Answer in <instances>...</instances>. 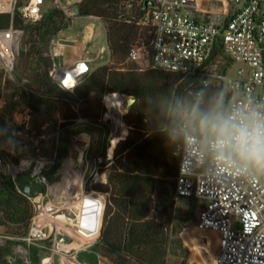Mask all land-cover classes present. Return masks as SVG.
<instances>
[{
    "label": "trees",
    "instance_id": "trees-1",
    "mask_svg": "<svg viewBox=\"0 0 264 264\" xmlns=\"http://www.w3.org/2000/svg\"><path fill=\"white\" fill-rule=\"evenodd\" d=\"M152 3L153 0L79 3V15L99 18L105 24L111 61L91 67L71 90L51 76L55 63L51 42L73 21L65 10L58 6L43 10V17L36 22L26 21L19 7L14 13L0 12V30L13 23L14 29L26 37L11 70L18 60V69L28 77L17 94L18 100L33 114L55 108L63 124L83 116L100 119L107 110L106 96L118 93L135 98L125 116L129 132L117 146V161L108 182L90 180L85 190L86 195L107 194L95 246L111 264H167L169 244L179 226L178 198H182L176 194L180 160L175 149L185 133L178 117L197 105L202 110L211 105L209 96L194 94L196 78L151 67L141 69L129 60L136 42L152 40L153 27L140 23ZM214 56H224L222 44L215 47ZM197 134L206 138L199 131ZM8 149L10 145L4 144L2 151L7 154ZM8 158L18 162L10 154ZM20 177L14 179L0 172V226L5 235L16 238L8 243L21 242L17 238L28 234L35 213L29 196L18 189L19 185H29Z\"/></svg>",
    "mask_w": 264,
    "mask_h": 264
},
{
    "label": "built area",
    "instance_id": "built-area-1",
    "mask_svg": "<svg viewBox=\"0 0 264 264\" xmlns=\"http://www.w3.org/2000/svg\"><path fill=\"white\" fill-rule=\"evenodd\" d=\"M17 1L0 0V12L14 13ZM225 1L227 7L223 12L200 16L185 10L192 6V0H153L140 19L142 25L153 27L152 40L135 43L129 60L141 69L151 67L196 78L198 83L193 92L197 96L227 84L233 93L229 97L228 113L254 110L264 114V0ZM44 3L45 0H29L20 7L23 18L28 22L40 20ZM55 3L68 16L76 15L63 0ZM21 34L13 23L8 29L0 30V58L9 68L16 59ZM218 44H222L228 64L214 56ZM234 63L241 66L230 76L228 72ZM90 70L89 61L80 60L67 68L55 66L51 76L63 88L71 90ZM71 74L75 82L68 86L66 78ZM190 127L181 124L185 134L175 149L180 160L176 194L204 202L198 224L203 230L219 233L220 264H264V170L219 154L207 138L190 131ZM4 143L0 131V151ZM2 163L0 156V169ZM47 164L44 158L21 163L20 167L29 175V186H39L45 191L28 195L35 213L28 234L17 239L27 245L51 241L53 254L76 256L86 246L81 243L82 238L98 230L100 233L97 211L89 216L85 205L94 193L75 191L70 202L54 204L45 197L50 187L45 173ZM22 187L19 185L18 189L24 193ZM60 213H66L67 224L55 220ZM14 238L0 235V245Z\"/></svg>",
    "mask_w": 264,
    "mask_h": 264
},
{
    "label": "rangeland",
    "instance_id": "rangeland-1",
    "mask_svg": "<svg viewBox=\"0 0 264 264\" xmlns=\"http://www.w3.org/2000/svg\"><path fill=\"white\" fill-rule=\"evenodd\" d=\"M28 1L18 0L17 8L19 7L20 10V5L23 7ZM226 7L227 2L225 0H192V6L186 7L185 10L198 14H218L223 12ZM95 22L96 25L92 31L93 52L94 54L97 52L102 42L107 50L104 54L106 61H108L106 63H109L111 54L107 43L106 27H104L102 39L101 26L99 22ZM25 39V34L22 33L18 51H20ZM53 41L50 45L52 56ZM220 60L225 63L228 62L224 56H221ZM17 64L18 60L16 68L11 70L0 58V131L6 139L4 144L7 143L11 147L10 150H7V154L0 151V156L3 158V168L0 170L4 171V174L17 178L25 171L24 167H20L23 161L32 158L34 160L44 158L48 162L45 173L51 186L61 179V174L57 171L61 167L64 156L73 144L72 136L68 135V131L78 132L81 130L87 132V134L76 137L74 142L76 146H73L72 151L74 152L76 167H79L81 171L83 169V176L85 175L84 191L90 180L96 183H107L109 180L108 173L117 161V146L121 140L127 137L129 132V127L125 123V116L131 106L127 100L119 106L120 118L118 121L114 117L116 111L111 104L110 95H108L104 100L107 110L102 118L91 119L83 116L79 120L63 124L62 116L55 108L36 115L19 102L17 94L27 83L28 77L18 69ZM96 64L92 66V69L98 66V63ZM55 66L62 67L54 63V68ZM240 66V63H234L228 72L229 75L233 76ZM205 95L211 98V105H216L221 110L228 112L229 97L233 93L227 84L215 86L206 91ZM189 130L195 133L199 131L197 127L192 126ZM8 154L18 162L9 159ZM88 161L89 163L92 162V165L87 171ZM25 176L26 173L20 178L24 179ZM98 193L105 195L107 199V194ZM45 197L53 201V195L49 194ZM203 205L204 202L201 200L178 198L177 207L179 209L176 214L179 215L180 222L178 221L179 226L169 244L167 264H220L219 233L212 230H203L198 224ZM1 216L2 213L0 212V220ZM235 226L239 227V224L236 223ZM93 231H96V228ZM4 232L5 229L0 226V235H5ZM39 250L42 251V246L37 243L27 245L20 242L8 243L6 240V243L0 245V264H44L43 256L45 253L42 251L40 256ZM102 264L111 263L103 258Z\"/></svg>",
    "mask_w": 264,
    "mask_h": 264
},
{
    "label": "crops",
    "instance_id": "crops-1",
    "mask_svg": "<svg viewBox=\"0 0 264 264\" xmlns=\"http://www.w3.org/2000/svg\"><path fill=\"white\" fill-rule=\"evenodd\" d=\"M63 1L67 7L73 9L76 5H79L82 0ZM55 6V0H45L43 8L44 11H48ZM95 21L99 22L101 26V34L103 39L105 27L103 21L93 16L82 15H76L73 18L71 25L67 29L62 30L56 36L52 44V53L56 65L67 68L71 67L80 60H87L92 67L96 63H98L99 65L108 62L106 61V58L104 56L107 50L106 47L102 45V42L100 48L95 54L92 49V31L94 26L96 25ZM83 134H87V132L81 130H79L78 132L68 131V135L72 136L73 144L71 148H69L68 153L64 156L61 167L57 171L61 174V179L57 183H53L49 187L48 193L50 195H53V203L55 202L56 204H66L70 202V199L74 196L75 191L85 193V175L83 176V169L81 171L79 167H76V160L73 154L74 152L72 151L73 146H76V144H74V142L76 141V137H80V135ZM82 163L84 164V161ZM91 165L92 162L89 163L88 161L87 171L90 169ZM25 173H23L22 175H24ZM22 180L25 182L30 181L28 173H26V176ZM89 199L90 200H87L85 202L87 211L89 212L88 215H92L93 211H97L98 216L96 217V224H98L99 229L101 227L103 215L101 205H105L106 197L105 195L96 192L94 193V195H89ZM94 203H96L97 205ZM99 203L102 204L99 205ZM98 236L99 230L98 233L93 232V234H90V236L82 238L81 243L85 244L86 246L83 249L80 248L76 256L53 254L51 249V241L40 242L37 244L42 246V251L45 253L43 256L44 264L49 262L51 264H102L103 258L99 254L98 249L95 246ZM20 243L26 244L25 242ZM42 251H38L40 256Z\"/></svg>",
    "mask_w": 264,
    "mask_h": 264
},
{
    "label": "clouds",
    "instance_id": "clouds-1",
    "mask_svg": "<svg viewBox=\"0 0 264 264\" xmlns=\"http://www.w3.org/2000/svg\"><path fill=\"white\" fill-rule=\"evenodd\" d=\"M178 118L184 124L195 125L219 154L264 170V114L254 110L228 113L216 105L202 110L197 105Z\"/></svg>",
    "mask_w": 264,
    "mask_h": 264
},
{
    "label": "water",
    "instance_id": "water-1",
    "mask_svg": "<svg viewBox=\"0 0 264 264\" xmlns=\"http://www.w3.org/2000/svg\"><path fill=\"white\" fill-rule=\"evenodd\" d=\"M73 10H74L76 15L80 14L79 5H76L73 8ZM115 94H118V93L110 94V98L112 99L111 104H112L113 108L116 110V109L119 108V106H118V103L116 102V100L113 99V96ZM118 95H120V94H118ZM127 102L129 103L130 106H132L134 104V102H135V98L133 96H128V101ZM109 175H110V173H108V177H109ZM22 189H23L24 193L27 194V195H31V194L38 195L40 192H44L45 191V189L42 188V187H39V186L32 187V186H29V185H24L22 187ZM54 218H55L56 221H58L60 223H65V224L68 223V220H67V217H66V213L57 214Z\"/></svg>",
    "mask_w": 264,
    "mask_h": 264
},
{
    "label": "bare ground",
    "instance_id": "bare-ground-1",
    "mask_svg": "<svg viewBox=\"0 0 264 264\" xmlns=\"http://www.w3.org/2000/svg\"><path fill=\"white\" fill-rule=\"evenodd\" d=\"M75 82V79L73 78V75H69L67 78H66V83L68 86H72ZM115 97V98H114ZM113 99L116 100V102H118V106L122 105L125 100L128 101V97L127 95H118V94H115L113 96ZM111 102H112V99H111ZM116 113L114 114V117L115 119L118 121V119L120 118V111H119V108L115 110ZM113 115V114H112ZM81 211L84 215H87L88 212H86L83 208H81ZM90 216V215H89Z\"/></svg>",
    "mask_w": 264,
    "mask_h": 264
}]
</instances>
